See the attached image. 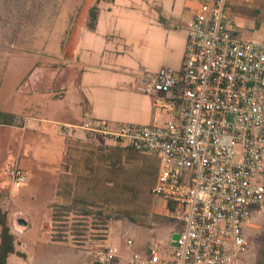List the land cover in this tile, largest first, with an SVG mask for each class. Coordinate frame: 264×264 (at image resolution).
<instances>
[{"label":"crops","instance_id":"0c3cea01","mask_svg":"<svg viewBox=\"0 0 264 264\" xmlns=\"http://www.w3.org/2000/svg\"><path fill=\"white\" fill-rule=\"evenodd\" d=\"M88 2L78 29L77 52L63 59L61 72H54L51 55L44 62L27 57L24 47H34L35 38H30L28 46L19 38L20 12L7 30L0 24L1 210L21 199L7 191V184L13 187L7 171L13 167L20 168L27 180L30 169L36 168L48 179L43 215L20 210V217L13 216V226L8 216L15 251L7 264H70V253L75 257L84 253L72 242L53 239L51 224L57 209L67 212L65 217L72 222L82 218L79 213L86 209L110 216L105 242L118 250L115 264H129L132 253L145 255L151 246L162 262L172 260V236L182 224L164 199L153 201L141 223L124 219L113 232L115 219L110 211L118 208L116 164L125 147L82 127L89 121L115 127L133 114H146V118L132 119L139 124H163L170 118L178 87L166 94L146 95L137 86L153 82L162 67L180 70L195 4L188 0ZM42 161L45 165L37 167ZM18 219L27 225L20 226Z\"/></svg>","mask_w":264,"mask_h":264},{"label":"built area","instance_id":"2783aa9c","mask_svg":"<svg viewBox=\"0 0 264 264\" xmlns=\"http://www.w3.org/2000/svg\"><path fill=\"white\" fill-rule=\"evenodd\" d=\"M195 4L179 71L162 67L137 90L146 95L180 90L163 124L89 121L83 129L160 165L151 193L166 200L182 226L172 260L151 246L129 264H239L247 252L245 229L264 208V44L236 37L228 25L237 0ZM238 158V161H236ZM15 189L27 181L13 167ZM131 243L130 240L127 241ZM93 264H115L118 250L91 244Z\"/></svg>","mask_w":264,"mask_h":264},{"label":"rangeland","instance_id":"374dc122","mask_svg":"<svg viewBox=\"0 0 264 264\" xmlns=\"http://www.w3.org/2000/svg\"><path fill=\"white\" fill-rule=\"evenodd\" d=\"M88 3V0H0L1 28L7 30L9 26L11 27L12 23H14V15L20 12L21 23H19L20 26L17 24L18 28H16L17 34H21L19 38H21L23 42L25 41V43H23L25 46L30 44L31 37L32 40L33 37L35 38L34 47H24L26 49V55L29 54L27 57L30 58L32 62L35 60L44 62L46 57L51 55L54 58V72H61L60 67L63 64V59H67L69 55L71 56V54L77 52L78 29L83 22ZM230 9L228 25L232 29L234 35L243 40L264 44V0H237L230 5ZM75 25L77 26L76 29L74 27ZM73 66L77 67V65ZM56 93L55 91V94ZM56 113V110H54V114ZM136 117L143 119L146 118V114H140L139 116L134 114L133 116L127 115L125 120L119 121L117 124H139L132 120ZM97 138L104 139V137L100 135H97ZM40 145V148H42V144ZM118 145L122 146L120 144ZM123 150H125L123 151L124 155H120V162L116 164L117 168L120 166L122 169V171L117 170L119 173L118 182H125L132 186H136L141 192V199L146 200V202L142 200L139 201L136 206L138 213L134 212L132 214V217L139 222V214L148 209H146V207H148L147 205L150 203L152 204L153 201L162 199L151 193V189L156 182L160 161L159 158L154 155L151 156L138 153V155L135 154V156H132L126 148ZM40 152L42 153V150ZM236 161H238V158H236ZM43 165H45L44 161L39 163L37 167ZM47 180L45 172L36 168L35 170L30 169L29 179L21 188L15 189L7 184V191L10 192L14 198H16V195L21 198L17 202L6 203L5 213L8 223V216L10 215L12 226L16 224L13 216L18 214V217H20V210L25 212L30 211L34 213L35 217L43 215L42 206L48 200V193H46L44 189ZM128 207L132 211L135 205H132L130 202H121L117 209L109 210L114 215L118 212L120 214V217L115 219L112 223L113 232L117 231L120 227V221L124 219L130 220L123 214ZM148 211H146V213H148ZM59 215H61V217H59L60 221L67 222L56 223L66 224V241L72 242L80 246V248H84L82 251L84 253H80V257H75L70 253L68 259L69 263L77 264L79 260L80 264L81 262L90 264L91 258H93L90 245L94 243H104L107 229L102 231L98 229V226H92L90 219H88L87 227H85V229H80L78 232L81 234L77 237L79 241H75V237H73L69 231L72 218H66V212H58L57 216ZM173 215L176 216L175 213ZM142 218L143 217H141V219ZM130 221L134 222L133 220ZM55 226V224H51L52 234V229H58ZM123 237L126 238L127 236L125 235ZM245 237L247 252L241 257L239 264H264V208L253 215L251 227L249 230H246Z\"/></svg>","mask_w":264,"mask_h":264},{"label":"trees","instance_id":"16d2710c","mask_svg":"<svg viewBox=\"0 0 264 264\" xmlns=\"http://www.w3.org/2000/svg\"><path fill=\"white\" fill-rule=\"evenodd\" d=\"M90 17H91V26H93L94 20H95V13H94V9L90 12ZM132 156H135V154L138 155V153L136 151H134L131 148H127L125 147ZM118 171H122L121 167L119 166ZM114 188V187H113ZM117 192V207H119V205L121 204V202H130L132 203V205L134 204L135 207H133L132 211L131 209L128 207L125 209L124 211V216L129 218L130 220H133L134 222L136 221V219L134 217H132V214L138 213L137 211V203L139 201H145L144 199H141V192L138 188H136V186H132L131 184L125 183V182H118L114 188ZM148 207H146V209H149V206L151 207V203L147 205ZM168 207L169 209L173 210V207L168 203ZM145 210V212H142L141 214L144 215L145 217L147 216V213ZM130 211V212H129ZM63 213L64 211H62L61 209H57L53 215V225L55 224L58 229L57 230H53V239L56 241H65L67 236H66V224H56V223H67L66 221L62 222L59 220V217H61V215L57 216V213ZM67 213V212H66ZM80 216L82 218H79V220H76L77 222H72L69 228V231L71 232V235L74 238L75 241H79L77 237H79L81 234L78 233L80 229H85V227H87V220L90 219L92 226H98L100 230L104 231L107 229L109 220H110V216L105 215L102 211H92L90 209H86V210H82L80 211ZM141 214H139V222L141 223L144 216H142ZM118 217H120L119 212L116 215H112L113 219H117ZM137 217V216H136ZM141 217H143L141 219ZM137 222V221H136ZM0 264H7V259L9 257V255L14 253V235L12 233L11 230V226L8 223L7 220V216L6 213L3 212L0 208Z\"/></svg>","mask_w":264,"mask_h":264},{"label":"water","instance_id":"95a60500","mask_svg":"<svg viewBox=\"0 0 264 264\" xmlns=\"http://www.w3.org/2000/svg\"><path fill=\"white\" fill-rule=\"evenodd\" d=\"M17 223L20 226H26L27 225V222L25 220H23V219H18ZM178 237H179V233L178 232L173 234V236H172V246H174V247L176 246V240L178 239Z\"/></svg>","mask_w":264,"mask_h":264}]
</instances>
